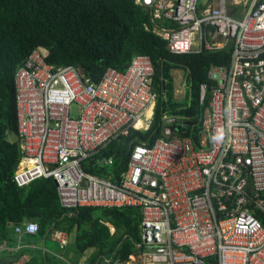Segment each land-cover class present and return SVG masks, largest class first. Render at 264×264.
<instances>
[{
	"label": "built area",
	"instance_id": "built-area-1",
	"mask_svg": "<svg viewBox=\"0 0 264 264\" xmlns=\"http://www.w3.org/2000/svg\"><path fill=\"white\" fill-rule=\"evenodd\" d=\"M136 2L177 23L156 30L174 53L233 42L230 64L211 66L200 85V101L208 95L209 106L199 142L180 135L183 121L170 116L163 136L133 147L118 178L87 172L82 161L112 139L149 128L152 59L136 54L126 70L108 67L92 81L74 65L49 64L48 50L38 47L15 74L22 155L14 179L25 185L52 177L65 208L138 207L141 251L131 261L264 264V0ZM231 6L241 8L233 14ZM38 229L30 220L14 225L19 237ZM57 238L68 242L64 232Z\"/></svg>",
	"mask_w": 264,
	"mask_h": 264
},
{
	"label": "trees",
	"instance_id": "trees-1",
	"mask_svg": "<svg viewBox=\"0 0 264 264\" xmlns=\"http://www.w3.org/2000/svg\"><path fill=\"white\" fill-rule=\"evenodd\" d=\"M239 8L231 6L232 13ZM158 25L175 27L177 23L154 17L153 6L136 0H0V244L16 247L19 241L26 245L17 247L8 264H68L69 257L47 248L48 240L64 250L73 239L72 264H80V257L89 248L95 250L86 264L125 263L131 254L140 253L142 215L138 207L65 208L52 177L17 184L14 176L22 152L15 74L38 47L48 50L49 64L74 65L92 81H99L108 67L126 70L136 54L151 57L156 103L149 128H130L127 134L112 139L82 161L87 172L116 179L127 166L136 144L152 145L163 136L167 117L182 120L184 125L177 126V132L199 142L209 106L208 95L204 102L200 101V85L208 80L211 66L229 65L231 61L233 42L215 50L174 53L155 31ZM178 69L185 75L181 100L175 96L173 76ZM29 220L38 224V231L16 235L14 225ZM102 221L109 222L115 231L111 233ZM58 232L67 234L65 246H61ZM43 242V248L27 246ZM30 253L28 261L19 262Z\"/></svg>",
	"mask_w": 264,
	"mask_h": 264
},
{
	"label": "rangeland",
	"instance_id": "rangeland-1",
	"mask_svg": "<svg viewBox=\"0 0 264 264\" xmlns=\"http://www.w3.org/2000/svg\"><path fill=\"white\" fill-rule=\"evenodd\" d=\"M173 72H174V81H175V96L177 99L181 100L184 97V91H185V88H184L185 75H184V72L182 69H178V70H175ZM71 113L73 116H76L77 109H76L75 105L72 106ZM37 246L40 247L41 245H37ZM37 246L35 245V248H38ZM21 247H24V246H21ZM47 248H49V250L53 251L55 254L58 253V254L69 257L67 260L68 264L73 263V260H72L73 255L70 253V251H72V248H73L72 241L69 244V248H67L66 250H61L58 247V245H56L52 240H48L47 241ZM17 249H15V248H14V250L9 249L8 252L14 253V252H16ZM93 250H94L93 248L92 249L89 248L88 250L83 252L81 258H88L90 256V254L93 252ZM2 251H5V250L3 249ZM2 254H4V253H2ZM20 260H22V259H19V262H20ZM22 261L24 262V261H26V259H23ZM84 262H87V261H84ZM84 262L82 261V263H84ZM20 263H22V262H20ZM100 264H104V262H102ZM108 264H110V263H108ZM127 264H142V263H141L140 259L135 258L134 261H131Z\"/></svg>",
	"mask_w": 264,
	"mask_h": 264
},
{
	"label": "crops",
	"instance_id": "crops-1",
	"mask_svg": "<svg viewBox=\"0 0 264 264\" xmlns=\"http://www.w3.org/2000/svg\"><path fill=\"white\" fill-rule=\"evenodd\" d=\"M207 3V2H206ZM161 27H163V26H156L155 27V31L156 30H159ZM175 71V70H174ZM173 76H174V72H173ZM185 81V80H184ZM185 88V87H184ZM184 94H185V91H184ZM154 112V111H153ZM103 222V224H105L106 226H108V228H109V230H110V232L111 233H113L114 231H115V229H114V227L109 223V222H105V221H102ZM73 238H74V236L73 235H71ZM70 237V236H69ZM70 239V238H69ZM71 240L72 239H70L69 240V243L65 246V249L64 250H66L67 248H69L68 246H69V244H70V242H71ZM4 244V243H3ZM18 244H19V241H18V243L16 244V245H14V246H16V247H13V246H11L10 245V247H13V248H15V249H17V247H18ZM6 245V244H5ZM35 245L37 246V245H41L40 247L39 246H37L38 248H43V246H46V244H45V242H43V244H41V243H30V244H28L27 246H29V247H31V248H35ZM6 246H8V245H6ZM21 246H26L25 244H22ZM20 246V247H21ZM33 246V247H32ZM90 249H92V248H90ZM94 249V248H93ZM45 250H47V248L45 247ZM95 250V249H94ZM93 250V251H94ZM2 253H4V254H2ZM11 254H13V252H8V250H5V251H0V258H2V257H12L11 256ZM31 253L28 255V254H26V255H23L20 259H26V261H28L29 259H30V257H31ZM131 255H135V254H131ZM130 255V256H131ZM130 258V257H129ZM28 259V260H27ZM87 260V258H81L80 257V259H79V263L80 264H85V262L84 261H86ZM22 260H20V262H22V263H25L26 261H22ZM13 261V260H12ZM82 261L84 262V263H82ZM10 262V261H9ZM129 262H131V260L129 259V261H127V262H125V263H116V264H127V263H129ZM8 264V263H7Z\"/></svg>",
	"mask_w": 264,
	"mask_h": 264
},
{
	"label": "water",
	"instance_id": "water-1",
	"mask_svg": "<svg viewBox=\"0 0 264 264\" xmlns=\"http://www.w3.org/2000/svg\"><path fill=\"white\" fill-rule=\"evenodd\" d=\"M207 0H201L202 5H205ZM13 257H2L0 258V264H7L9 261H12Z\"/></svg>",
	"mask_w": 264,
	"mask_h": 264
},
{
	"label": "bare ground",
	"instance_id": "bare-ground-1",
	"mask_svg": "<svg viewBox=\"0 0 264 264\" xmlns=\"http://www.w3.org/2000/svg\"><path fill=\"white\" fill-rule=\"evenodd\" d=\"M148 115H149V114H148ZM139 123H142V120H140Z\"/></svg>",
	"mask_w": 264,
	"mask_h": 264
}]
</instances>
